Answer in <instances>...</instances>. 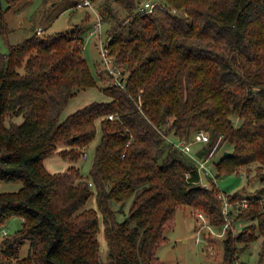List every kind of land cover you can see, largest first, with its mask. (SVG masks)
<instances>
[{"label": "trees", "instance_id": "trees-1", "mask_svg": "<svg viewBox=\"0 0 264 264\" xmlns=\"http://www.w3.org/2000/svg\"><path fill=\"white\" fill-rule=\"evenodd\" d=\"M20 1L0 0V36L10 32L7 10ZM141 1L102 2V19L114 20L107 43L124 85L107 72L109 100L90 101L64 120L69 99L102 80L82 54L83 29L36 33L0 52V180L21 182L0 192V226L22 219L0 247L17 264H163L157 249L183 205L216 228L227 225L218 264H237L259 237L257 264H264V186L247 197L225 194L246 204L235 215L245 222L235 236L216 182L207 176L204 186L193 159L178 158L169 141L203 129L210 138L193 148L198 157L230 145L213 163L215 177L254 165L264 181V0H162L167 8L152 11L140 10ZM97 128L87 177L74 164L46 169L53 154L71 163L83 157ZM91 195L96 208H85ZM127 200L118 219L114 205Z\"/></svg>", "mask_w": 264, "mask_h": 264}, {"label": "rangeland", "instance_id": "rangeland-1", "mask_svg": "<svg viewBox=\"0 0 264 264\" xmlns=\"http://www.w3.org/2000/svg\"><path fill=\"white\" fill-rule=\"evenodd\" d=\"M103 1L93 0L99 12ZM75 4L76 0H22L7 10L5 17L10 32L6 37L0 36V52L5 53L7 52V42L15 44L36 33L42 37L59 31L77 29L78 27L83 29L84 42L82 54L87 60L91 71L94 74L96 72L102 74V80L97 79L96 86L80 89L71 97L61 114V120H64L69 114L90 101L109 100V97L102 91V86L107 80V71L102 55L99 52V45L101 43L105 44L107 29L114 20L102 19L103 23L99 35L97 32H92L95 22V15L92 10L87 7L78 8ZM119 15L123 17L125 13L120 10ZM112 63L113 67H116L117 70H123V67L117 65L114 61ZM99 138L100 130L97 128L94 139L85 150L86 158L81 157L76 162L71 163L58 154H53L44 159V166L50 172H58L74 164L79 167L81 174L87 177L94 156V148ZM196 146L194 145V148ZM225 149L230 150V145L224 143L219 146L213 152L210 162L214 163L217 161ZM176 156L185 162H191L192 160L190 155L185 154L180 149H176ZM250 169V173L244 167L238 172L235 171L215 177L216 170L211 165L214 175L213 180L221 190L220 195L234 194L240 191L241 194L247 197L255 193L258 188L264 186V181L256 174L255 166L251 165ZM20 186V181L0 180V192L15 191ZM234 202L239 201L236 200ZM242 203L244 202H239L240 205ZM128 205V200L114 205V208L118 212V219H123L124 215L127 214ZM84 207L96 208L94 195H91L87 199ZM242 207H239V210ZM232 211L231 222L234 231L238 233L245 222L235 217L238 212ZM198 213L201 212L189 205H183L176 209L171 226L165 229V240L157 249V255L163 264H218L222 261V242L225 237V233L223 232L224 226L216 228L209 224L207 217L203 213L201 214L205 220ZM21 222L22 219L20 217L13 216L0 226V246L4 234L7 236L14 234L21 227ZM99 222L100 228L97 237L100 251L103 255H106L107 246L101 216H99ZM260 243L261 238L259 237L251 243L249 248L241 251L237 264H257ZM28 247V242L20 247L18 258H23L27 255ZM16 260L14 257L4 256L1 253L0 247V264H17Z\"/></svg>", "mask_w": 264, "mask_h": 264}, {"label": "built area", "instance_id": "built-area-1", "mask_svg": "<svg viewBox=\"0 0 264 264\" xmlns=\"http://www.w3.org/2000/svg\"><path fill=\"white\" fill-rule=\"evenodd\" d=\"M75 6L78 8L87 7L90 10H92V12L95 15L94 29L92 30V32L93 31L97 32L100 35L101 26L103 22H102L101 14L97 10L96 6L94 5L93 0H76ZM155 8H160V9L165 10L167 7L165 6L162 0H144L143 2L141 1L140 3V10L152 11ZM173 11H175V9ZM99 52L102 55L103 62L106 66V71L113 76L114 82L118 85H124V82H121L119 79L121 70H117L116 67H113L112 62L114 61V57L112 54H110V48L108 47L107 40L105 44L101 43L99 45ZM108 117L112 119L115 117V115L110 114ZM209 138H210L209 134L205 130L200 129V130L195 131L189 139H180V140L170 139L169 140L170 142L173 143L175 147L180 149L185 154H188L191 156V158L193 159V161L195 162L198 168V171L200 174V182L206 187H208L209 185L208 181L206 180V177L209 176V177L214 178L213 172L211 170V165H213V163L210 162L212 154L210 156L200 158L193 152V148H194V145L204 144L208 142ZM86 157L87 155L86 153H84L83 158H86ZM220 196L222 197L224 201L223 202V213L226 216L229 215L228 213L230 210H235L236 212H238L239 207L246 205L245 202L240 205L239 202L229 201L225 194H222ZM198 214L200 217H202L203 220H205L201 213H198ZM226 226L227 225H224V228H223L224 233L226 231ZM232 231H233V235L236 236L237 232H235L234 229H232Z\"/></svg>", "mask_w": 264, "mask_h": 264}, {"label": "water", "instance_id": "water-1", "mask_svg": "<svg viewBox=\"0 0 264 264\" xmlns=\"http://www.w3.org/2000/svg\"><path fill=\"white\" fill-rule=\"evenodd\" d=\"M227 153V151H225V153L224 154H226Z\"/></svg>", "mask_w": 264, "mask_h": 264}, {"label": "crops", "instance_id": "crops-1", "mask_svg": "<svg viewBox=\"0 0 264 264\" xmlns=\"http://www.w3.org/2000/svg\"><path fill=\"white\" fill-rule=\"evenodd\" d=\"M39 29V28H38Z\"/></svg>", "mask_w": 264, "mask_h": 264}]
</instances>
